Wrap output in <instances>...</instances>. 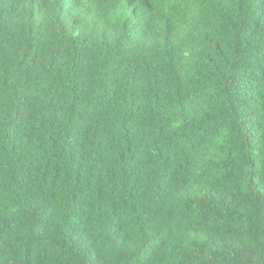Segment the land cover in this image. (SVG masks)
<instances>
[{"label":"trees","instance_id":"obj_1","mask_svg":"<svg viewBox=\"0 0 264 264\" xmlns=\"http://www.w3.org/2000/svg\"><path fill=\"white\" fill-rule=\"evenodd\" d=\"M0 264H264V0H0Z\"/></svg>","mask_w":264,"mask_h":264}]
</instances>
